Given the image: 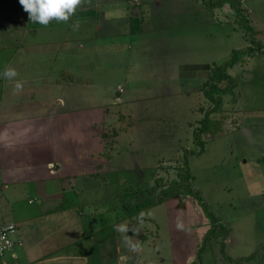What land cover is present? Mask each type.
<instances>
[{
    "label": "rangeland",
    "instance_id": "1",
    "mask_svg": "<svg viewBox=\"0 0 264 264\" xmlns=\"http://www.w3.org/2000/svg\"><path fill=\"white\" fill-rule=\"evenodd\" d=\"M112 2L116 4L115 0ZM245 2L251 11L253 23L264 29V0ZM133 3L140 2L133 0ZM92 14L78 8L69 22L62 24L63 27H58V23L54 21L44 27L30 23L28 14L19 4V0H0V73H3L6 66L21 69L29 75L49 68H53V72L66 68L77 78L79 71L83 77L92 79L94 85L83 84L73 90V87L59 88L55 84H50L51 88L47 89L39 82L22 84L24 90L27 86L30 93L35 92L34 100L44 99L51 90L53 95L60 92L72 94L69 93L72 90L74 94L79 92L77 97H80L82 93L84 96H81L80 104H87L90 100L92 104L86 106H94L88 107L94 111V116L96 113L100 119L107 116V123L113 125L115 121L111 123L110 120L116 119V124L119 125L124 122H120L118 117L124 115L125 122L134 123L128 133L118 138L112 153L111 166L116 171L119 170V175L103 174L106 176L103 189L112 196L127 181L153 186L155 177L162 176L161 165L175 162L186 149L200 147L194 141V128L200 124L199 120L204 113L198 109L204 101L203 93H183L181 85L179 89L163 88V85L168 86L170 82L160 74L161 66L148 69L150 72L153 70L155 75L149 78L147 83H150V89L146 93L140 90L121 93L118 84L125 81L127 75L131 74V78H135L137 83L143 80L142 77L136 76L142 69H132V73L127 74L130 63L135 62L130 61V57L136 59L148 54L144 57L153 56L156 63H160L161 59L168 60L169 57L179 54L183 57L190 56L191 61L209 66L228 58L234 49L243 47L246 41L240 24H213L209 19L204 22V18L197 21L196 27L189 29V34H183L185 31L180 33L182 37L179 39L177 50H171L167 45L154 44L153 37L147 36L141 38L138 45H142L141 48L134 47L131 51L132 37H128L129 41L128 38L123 40L120 36H109L102 29L99 33L100 39L96 40L92 27L95 14L93 18L90 17ZM76 20H79V27L74 30L72 24ZM114 37L118 39L112 40ZM10 38L19 43L26 39V43L18 46L20 49L15 55L13 54L18 47H13ZM66 39L68 40L64 41ZM58 40H62L61 44L56 42ZM177 42L175 40L174 45ZM57 50L58 57L55 55ZM191 56H194L193 60ZM93 60H98L96 65ZM118 62H122L123 66ZM258 63H264V56L257 55L244 65H236L231 70V73L239 77V98L238 101L227 102L224 106L228 109V116L232 106L235 111L241 107L244 111L239 112H246L245 116L240 113L242 118H253L252 121L256 122H245L243 126L242 120L234 113L235 123L223 125V115L226 116V113H214L213 117L218 121L214 122L210 133L220 136L209 139L202 153L189 155L193 185L201 190L203 198L222 221L230 226V235L225 241L226 254L229 257L251 255V258L239 262L224 260L226 257L222 251L223 243L215 238L206 245L201 254L203 264H264V120L262 121L261 117L254 118L257 116L256 110L259 115L264 111V71L256 69ZM92 65L94 68L97 65L99 67L91 71ZM33 77L23 78L35 81ZM194 81L203 84L204 80L195 78L191 83L195 84ZM130 85L132 86V83ZM185 87L184 85L183 88ZM11 88H14L11 82L0 77V96L2 91H5L9 98ZM6 103L7 101L0 104V117ZM103 107H107V111ZM84 109L85 107L78 111ZM131 109L132 118L128 114ZM13 110L10 109L12 112ZM103 114L106 116L102 117ZM223 130L228 131L223 133ZM111 198L112 201L115 199ZM125 216L120 212L108 220L103 216V210L97 212V224L94 227L97 231L90 232V236L75 243L82 251L74 249L71 252L72 255L77 252L84 254L85 259L78 257L74 263L68 264L89 261L87 256L95 247H98V253L91 252L90 257L99 262L109 261L117 252V256H127L123 264H194V259L198 256L197 251L202 246L204 232L209 226L201 203L191 195L156 204L141 213L136 222L133 219L137 220V217L131 219ZM118 225H126L128 231H117ZM145 232L150 235L148 242L133 250L131 240ZM98 242L100 244H97ZM20 261L27 264L25 260Z\"/></svg>",
    "mask_w": 264,
    "mask_h": 264
},
{
    "label": "crops",
    "instance_id": "2",
    "mask_svg": "<svg viewBox=\"0 0 264 264\" xmlns=\"http://www.w3.org/2000/svg\"><path fill=\"white\" fill-rule=\"evenodd\" d=\"M115 1L116 4L112 0H88L79 9L93 13L90 15L92 18L95 14L92 27L96 40L100 39L99 33L102 29L109 36H120L124 38L123 40L132 37L131 51L134 47L141 48L142 45L138 46L140 40L147 36L153 37L154 44L167 45L171 50H177L179 39L182 37L180 33L185 31L183 34H189V29L196 27L198 20L205 18L204 22H207L208 19L204 6L198 0H139L140 3L137 4H134L133 0ZM62 24L64 23H58V27H63ZM12 37L14 38L13 34ZM13 38H10V41ZM175 40L178 41L176 45ZM61 41L56 42L61 44ZM22 43H26V39ZM22 43L12 41L13 47H18ZM18 49L20 47L13 55ZM58 52L57 50L55 54L57 57ZM136 53L137 51L135 55ZM144 55L136 59L130 57V61L135 62L130 63L127 73H132V69L133 71L142 69L136 76L142 77L143 80L137 83L134 76L132 79L131 74L127 75L125 81L118 84L119 92L140 90L146 93L150 89L148 87L150 83L147 82L155 75L153 70L150 72L148 69L154 66H161L160 74L170 82L168 86L163 85L165 89L174 87L179 89L181 85L183 93L197 91L196 88L201 83L197 84L194 81L193 84L191 80L195 78L204 80L203 71L208 65L191 61L190 56L189 59L175 54L168 60L161 59L160 63H156L153 56ZM191 57L193 60L194 56ZM95 62L98 60H93V64L96 65ZM118 64L123 66L122 62ZM261 65L258 63L255 67L259 71H264ZM98 67L97 65L94 68L92 65L91 71ZM16 71L18 76L10 81L12 86L17 80L26 85L29 82H39L47 89L51 88L50 84H55L59 88L70 86L73 90L83 84L94 85L92 79L83 77L79 71L77 78H74L75 74L66 68L58 72H53V68H49L36 73V76L26 74L21 69ZM27 76H34L35 81L23 78ZM120 86L123 91L120 90ZM25 87V90L23 86L19 92L11 88L9 98L5 91H2L0 96V104L7 101L0 117V225L14 221L18 227L17 235L22 239L21 245L0 257V264L8 262L22 264L20 260H25L27 264L74 263L76 258L83 259L85 256L80 252L72 255L74 249L82 251L75 243L83 237L90 236V232L97 231L94 228L97 224L95 220L97 212L103 210V216L108 220L117 214L116 210L110 209L111 197H115L117 193L111 196L109 192L104 191L106 176L103 174L119 175V170L116 171L111 166L112 153L115 151L118 138L128 133L134 123L125 122L124 115H119L118 120L124 122L123 124L117 125L116 119L110 120L111 123L115 121L114 125L108 124L106 114L102 116H106L105 118L100 119L98 113L94 116V111L88 108L94 106H86L92 104L89 99L87 104H80V99L84 95L81 93L82 97H77L79 92L74 94L71 90L69 93L72 94L60 92L53 95L51 90L44 99L34 100L35 92L30 93L27 86ZM43 92L44 90L41 94ZM118 99L122 100L120 97ZM84 107V110L78 111ZM103 108L106 111L108 109ZM10 109L16 111L12 112ZM239 111L244 110L239 107L236 112L243 126L245 122H256L252 121L253 118H242L240 113L245 116L246 112ZM252 111L254 113V109ZM128 114L133 117L132 109ZM255 115L254 118L261 117L262 121L264 120L263 110L260 115L256 110ZM131 245L133 249V244ZM136 249L138 248H134ZM91 252L98 253V247ZM91 252L87 256L89 261H80L78 264H123L127 257L117 256L115 252L109 261L99 262L90 257Z\"/></svg>",
    "mask_w": 264,
    "mask_h": 264
},
{
    "label": "trees",
    "instance_id": "3",
    "mask_svg": "<svg viewBox=\"0 0 264 264\" xmlns=\"http://www.w3.org/2000/svg\"><path fill=\"white\" fill-rule=\"evenodd\" d=\"M198 1L204 6L210 23L234 22L240 24L243 27L242 31L246 42L243 47L234 49L228 58L207 66L203 71V84L196 89L204 95V101L198 108L204 113L199 120L200 124L194 128V141L200 147L198 149H186L175 162L166 163V166L161 165L160 174L162 173V176L155 177L153 186L134 184L128 181L123 183L115 195V199L111 202L110 209L116 210L118 214L122 212V214L126 215L125 217L131 219L137 217V220L133 219L136 222L139 220L141 213L156 204L175 197L183 199L190 195L194 196L201 203L209 222V226L203 235L202 246L197 251L198 256L194 259V264H203L201 254L206 245L215 238H218L223 243L222 251L226 257L224 260L239 262L250 259L251 255L229 257L226 254L225 241L230 235V226L224 220L222 221L211 205L203 198L201 190L193 185L189 155L202 153L209 139L220 136V134L210 133L214 122L218 121L213 117L214 113L222 111L226 113V116L223 115V125L225 123L226 125L235 123L234 113L237 111L234 110V106L229 110L231 116L227 115L228 109L224 108L225 103L236 102L238 101L237 98H239L237 90L239 77L231 73V70L236 65H244L249 59L255 58L257 55L264 56V29L258 28L253 23L251 11L247 7L245 0ZM138 30H141V28H138ZM262 66L264 68V63ZM232 129L234 128L232 127ZM228 130H223V133H227ZM149 236L148 232L141 234L140 237L132 240L133 246L138 248L142 244L147 243Z\"/></svg>",
    "mask_w": 264,
    "mask_h": 264
},
{
    "label": "clouds",
    "instance_id": "4",
    "mask_svg": "<svg viewBox=\"0 0 264 264\" xmlns=\"http://www.w3.org/2000/svg\"><path fill=\"white\" fill-rule=\"evenodd\" d=\"M88 0H19V4L28 14L30 23L47 27L53 21L67 24L76 14L78 8L82 7ZM74 30L79 27V20L73 22ZM18 76L16 69L6 66L0 77L6 81H13ZM23 84L17 80L14 91H22ZM117 231L124 233L128 231L126 225H118ZM135 246H133L134 250ZM123 259V258H121Z\"/></svg>",
    "mask_w": 264,
    "mask_h": 264
},
{
    "label": "built area",
    "instance_id": "5",
    "mask_svg": "<svg viewBox=\"0 0 264 264\" xmlns=\"http://www.w3.org/2000/svg\"><path fill=\"white\" fill-rule=\"evenodd\" d=\"M123 91L122 87H119ZM18 227L14 221L0 225V257L11 252L17 245L22 244V239L17 235Z\"/></svg>",
    "mask_w": 264,
    "mask_h": 264
}]
</instances>
